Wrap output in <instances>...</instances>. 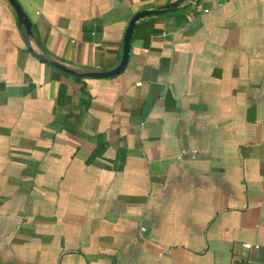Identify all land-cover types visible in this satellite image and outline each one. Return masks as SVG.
<instances>
[{"label": "crops", "instance_id": "crops-1", "mask_svg": "<svg viewBox=\"0 0 264 264\" xmlns=\"http://www.w3.org/2000/svg\"><path fill=\"white\" fill-rule=\"evenodd\" d=\"M16 1L31 36L0 0V264H264V0L136 21L109 78L43 60L110 71L132 16L177 0Z\"/></svg>", "mask_w": 264, "mask_h": 264}, {"label": "water", "instance_id": "water-1", "mask_svg": "<svg viewBox=\"0 0 264 264\" xmlns=\"http://www.w3.org/2000/svg\"><path fill=\"white\" fill-rule=\"evenodd\" d=\"M6 1L14 10L17 24L23 29L25 37L26 38L30 37L31 36L30 22H29L28 18L25 16V14L23 13L20 5L17 3L16 0H6ZM184 1H186V0H177L173 3L159 7L155 10H149V11L143 10V11L135 13L132 16V18L130 19L127 27L125 28L124 34H123L120 61H119L118 65L110 71L103 72V73L77 74L74 71L66 69L65 67H63V66H61L55 62H48L46 60H43V61L45 63H47L48 65H50L51 67L58 69V70L62 71L63 73H66V74L71 75V76H78V77H84V78H109L112 76H116L124 69V67L127 63L129 42L131 39L132 30L134 28L135 22L142 19V18L148 17V16L170 12V11L174 10L179 4L183 3ZM196 1H199V0H196Z\"/></svg>", "mask_w": 264, "mask_h": 264}, {"label": "built area", "instance_id": "built-area-1", "mask_svg": "<svg viewBox=\"0 0 264 264\" xmlns=\"http://www.w3.org/2000/svg\"><path fill=\"white\" fill-rule=\"evenodd\" d=\"M138 85V84H137ZM182 155L183 154H185V153H181ZM189 156L191 157V158H194L195 157V153L194 152H191V153H189ZM243 248L244 249H250V248H256V246H251V245H249V244H244L243 245Z\"/></svg>", "mask_w": 264, "mask_h": 264}]
</instances>
